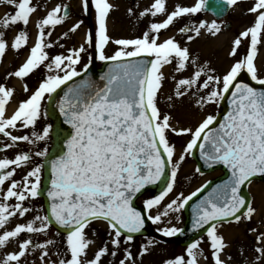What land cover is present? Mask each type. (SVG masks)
<instances>
[{
    "label": "snow or ice",
    "instance_id": "snow-or-ice-1",
    "mask_svg": "<svg viewBox=\"0 0 264 264\" xmlns=\"http://www.w3.org/2000/svg\"><path fill=\"white\" fill-rule=\"evenodd\" d=\"M0 2L13 8L12 12L0 18V58H3L9 48L19 51L29 39L28 33L21 29L8 41L4 30L18 24L26 27L37 6L33 0ZM239 2L223 0L227 6H235ZM90 3L95 12V58L111 62L109 70L100 77L104 81L103 87L81 79L68 86L59 101L63 124L68 125L70 131L66 136L62 129L56 131V135L62 137L60 154L46 161L51 173V187L47 190L49 214L37 213L32 219L6 229L11 218H24L34 212L26 204L42 194V173L45 169V163L35 162L34 158H46L48 148L17 150L12 158H0V229H3L0 248L13 240L17 242L15 250L0 257V264H22L30 250L37 249L41 252V264H104L103 258L116 257L122 245L123 258L118 260V264H136L129 247L134 239L132 234L141 232L146 219L159 225L170 212L179 213L202 191L197 188L189 195L181 192L166 204L162 212L152 214V210L159 208L165 197L173 192L185 154H191L197 147L201 159L209 168L222 164L230 172L223 185H217L193 206L192 223L193 231L205 229L213 264H227L221 258L227 244L218 231V225L222 222L238 223L242 218L252 219L256 210L242 194V187L250 184L254 177H264V78L258 75L255 65L258 46L264 43V0H254L248 9L255 16L253 25L240 32L232 42L229 55L237 56L242 42L247 40L246 54L222 76L211 74L207 66L195 67L197 61L191 57L189 48L182 46L175 36L163 41L159 38L162 30L181 20L191 21L204 11L206 0H193L190 5L176 3L171 10L167 0H152L139 12V18L160 15L165 18L149 23L148 30L140 37L114 41L107 34L106 23L113 5L109 0H90ZM81 6L88 14L89 0H81ZM128 11L133 14L131 8ZM67 17V5L58 3L36 22L35 42L25 61L9 76L23 80L45 64L47 74L35 90L30 91L27 84L23 86V90L30 94L18 103L11 115H7L6 106L15 90L0 83V136L5 138L0 152L16 148L20 143L34 147L41 142L47 143L53 128L47 124L38 130L42 103L46 97L54 99L61 86L81 77L89 68V64L80 70L77 66L86 52L85 45L91 47L93 44L91 32L86 33L84 44L69 48L67 54H48L47 49L54 46L47 39L52 35L49 29L62 25ZM82 23L73 24L69 32L75 33ZM202 30L215 36L220 32L221 25L216 20H199L185 23L178 32L191 42L201 35ZM67 35V32L64 33L65 37ZM110 42L117 48L112 55H105V46ZM60 47L64 45L60 44ZM173 62L178 73H183L189 66L194 68L187 78L176 81L177 98L191 94L196 97L195 103L203 107L218 104L230 93V110L217 127H211L217 123L214 115H206L194 128H176L170 124L171 117L161 113L157 106V94L165 79L162 69ZM242 71H246L250 80L259 87L238 81ZM13 130L26 134L15 135ZM169 132L190 137L175 161V146L169 142ZM18 169H28L20 180L15 178ZM196 172L200 173L199 167ZM162 178L165 183L159 194L143 201V212L137 210L133 206L135 198L142 194L146 186L154 185ZM13 200L15 202L10 203ZM94 221L107 224L108 238L96 248L92 258L86 259L89 248L96 243V233L93 231L90 238L87 231ZM53 222L66 232V258L55 261L48 259L50 246H55V240L35 243L33 239V234L48 232ZM157 231L164 237H173L182 230L165 226L157 228ZM251 231L257 233V246L254 248L256 264H262L264 231L256 228ZM22 234H27L28 238L20 240ZM154 243V240H149L141 245L139 255L146 254L148 246ZM200 244V240L189 243L186 257L166 259L163 264H198Z\"/></svg>",
    "mask_w": 264,
    "mask_h": 264
},
{
    "label": "rangeland",
    "instance_id": "rangeland-1",
    "mask_svg": "<svg viewBox=\"0 0 264 264\" xmlns=\"http://www.w3.org/2000/svg\"><path fill=\"white\" fill-rule=\"evenodd\" d=\"M109 2L113 5V9L110 11V17H113V20L110 18V23L118 22V35H116L117 39H123L122 36H134L133 34L129 33H139L143 34L144 31L148 30V25L151 22H160L165 17L158 16V17H151L146 16L144 18H139V12L144 10L146 7L150 5L152 0H138L134 2V6L130 7L131 1L129 0H118V1H111ZM117 3L118 9L115 8V3ZM193 0H167L168 9L171 10L173 5L176 3H181L183 5H190ZM34 4L46 6V10H43V13L39 15V18L43 17L46 11L51 10L56 4H70V13L62 25L56 26L54 29H49L52 32V35L48 37V42L52 43L55 37L61 39L64 44V47L60 50L56 49L53 46L50 49H47L49 56H54L57 54H67V50L70 48H76L78 45L84 44L85 39L83 40L82 35L85 32L91 30L90 26L94 23V16L95 12L92 8V11H89L88 14H85L82 10L81 1L80 0H33ZM90 3V0H89ZM254 0H240V2L233 6L231 15L229 16V20L232 21L231 27L227 30L222 25L220 30V35L217 37H211L213 35L209 34L206 30H202L201 35L195 38L193 41L188 42L186 36H181L179 34L178 29L179 27L183 26L185 23H191L188 20H181L177 22L174 26H171L167 30H162L161 32L163 35L159 34L160 41H163L167 38L168 32L172 33V36H175L176 39L181 43L182 46H186L191 48L192 51L197 52L199 55H202L204 58H210L212 60V64L210 63V67L208 69L214 70L211 71V74L222 76L229 70L230 66L236 62V60L240 59L242 56L246 54L248 41L245 40L242 42L240 48L238 49L237 56L233 57L229 55L233 40L238 36V34L248 27L252 26L255 20V16L248 11V9L253 5ZM0 8L4 6V13L0 17L2 18L5 14L10 13L13 11V8L6 4L0 2ZM133 10V14H129V9ZM44 14V15H43ZM207 18V19H206ZM204 20H209V17H205ZM76 21H83V28L81 30L80 39L75 41H70L69 43H65L67 40H72L71 33H69V28L71 25ZM115 21V22H114ZM19 25V24H18ZM17 25V26H18ZM115 26V25H114ZM28 27V26H26ZM117 27V26H115ZM80 29V28H79ZM112 30V25H111ZM135 31V32H134ZM34 31H29L28 34V44L22 48V50H26L20 58L19 63L25 57L24 55L27 53V50L30 48L31 45V36H33ZM68 33L65 37L64 33ZM77 32L72 33L74 36H77ZM15 33V30H14ZM117 33V32H116ZM138 35V34H137ZM37 36V35H36ZM93 44L91 47L85 45L86 52L82 54L81 62L77 66L78 70L82 69L85 64H89V57H91V61L94 57V46H95V35H93ZM141 36V35H140ZM137 37V36H135ZM113 40V39H111ZM114 41V40H113ZM72 44H75L73 47ZM60 47V45H59ZM61 48V47H60ZM117 46L113 43L107 48L104 49L105 55H112L116 50ZM259 51L257 53V57L255 60V65L258 69V75L264 78V45L259 47ZM198 54H195L194 59L197 61ZM103 61L97 60V64L100 65ZM6 66V64L4 65ZM166 66V67H165ZM164 68L168 70H163V74L165 79L162 82V88L157 94V106L160 109L162 114H167L171 117L170 124L172 127L182 128V127H195L197 126L206 115H214L216 116L217 113L221 109V101L218 104H206L203 107H198L195 105L196 97L192 96L193 98L191 101L186 100V96L177 98L175 96V83L180 78H187L185 74L192 73L194 70H190L188 67L183 73H178L175 71V62L172 64V69L167 65ZM201 66V63H197L195 67ZM171 69V70H169ZM40 70V69H39ZM38 73L36 70L30 74V78H26L24 83L29 81L28 86L34 85V82H41L44 76L47 74V67L46 64L41 66V70ZM168 74H172L171 77H167ZM203 79V77H202ZM9 81V73H0V81ZM4 82L3 84H5ZM1 83V82H0ZM6 85V84H5ZM206 94V91L204 92ZM191 95V94H190ZM24 97V96H23ZM169 97H172L169 100ZM194 107H198L195 109ZM42 116L40 121L38 122V130L40 127L45 126L47 124H51L52 128L54 127L53 120L48 115V98L46 97L44 102L42 103ZM192 110H191V109ZM13 132L17 135L26 134L24 131H17L13 130ZM168 139L170 144L175 146L176 157H174V161L178 159L179 155L182 154L183 148L186 146L187 141L190 139L189 136H177L171 132L168 133ZM3 142H0V147L3 146ZM53 141L50 138L48 139L47 143L41 142L38 145L31 146L24 143H21L22 146L21 150H29L32 151L43 149L45 147L49 149L51 148ZM17 148V147H16ZM42 158H34L35 162L43 163ZM197 164L193 159L191 154H185V160L181 163L180 169L178 172L177 180L175 187L172 193H169L165 200L161 202L159 208L153 209L152 214L155 215L158 211L162 212L164 207L167 203H169L172 199H174L177 195L181 192L184 195H189L191 192L195 191L199 188L204 182L208 181L209 179L213 178L216 173H200L196 172ZM44 176V171L42 173V180ZM22 178V177H21ZM20 178V179H21ZM18 178V180H20ZM42 186V183H41ZM249 191L252 198V205L255 208V214L253 215L252 219L245 220L241 219L240 222H222L218 225V231L224 237L225 242L227 244L224 253L222 254V259L227 261V264H256V253L254 252V248L257 246L255 243V236L257 233H253L251 229L256 228L258 231H264V181L256 180L249 185ZM159 194V192H155L153 190L146 192L139 198V203L143 205V201L146 199L153 198L155 195ZM26 206L32 207L34 209L35 214L46 215L44 200L41 196H38L36 199L28 201ZM262 208V211H261ZM179 217V219H177ZM17 223H22L20 217L16 220ZM185 221V212L182 209L179 213H169L168 217L162 218V223L159 225L152 224L153 228L157 231V228H162L165 226H175L180 229L183 228ZM24 222V221H23ZM169 222H171L169 224ZM3 231V230H2ZM89 237L92 238L93 231L96 233L95 235V245L90 247L87 253L86 259H90L93 256L94 251L98 246H100L101 242L106 240L107 237V224L103 221H94L89 229L87 230ZM238 231V233H237ZM242 231V233H240ZM59 233V234H57ZM66 234L59 232L54 226L50 227L49 231L44 234L35 235L33 234V239L35 243H44L46 239H53L55 240V246H50L49 249V257L50 260H58L66 258V243L64 241V237ZM240 237H236V236ZM236 237V238H234ZM28 238L27 234H22L19 239L23 240ZM171 238V237H167ZM228 239L231 241L228 242ZM149 240H154L156 243L153 245L148 246V251L143 256L139 255V249L141 245L147 244ZM197 240L201 241L200 248L197 251V262L198 264H213L211 260V250L209 247V243L207 240L206 235H202ZM129 247L132 250L133 256L135 257L136 264H152L149 261L148 253L150 250L160 249V261L163 264V261L166 259H172L176 256H185L186 257V248L187 246H181L179 243L175 242H165L159 240L156 237L151 235H138L134 236L133 242ZM248 247V248H247ZM151 248V249H150ZM154 248V249H152ZM123 249V245H122ZM122 249L121 252L118 253L116 257L107 256L104 259V264H118V260L123 258L122 256ZM1 251V250H0ZM6 250L2 251L5 253ZM7 252V251H6ZM248 252H251L254 256V263L249 260ZM1 255V253H0ZM41 252L40 250H30L29 254L26 258L22 260V264H41L40 260ZM228 257H231V260H228ZM263 264V263H262Z\"/></svg>",
    "mask_w": 264,
    "mask_h": 264
},
{
    "label": "water",
    "instance_id": "water-1",
    "mask_svg": "<svg viewBox=\"0 0 264 264\" xmlns=\"http://www.w3.org/2000/svg\"><path fill=\"white\" fill-rule=\"evenodd\" d=\"M205 8L207 10L212 11L217 17H220L228 10L229 6L224 4L223 0H207ZM110 63L111 62H106V64L103 66V68L99 69V70H97L93 64L92 67H90L86 73H83L81 75V77L74 78V81H69L68 85L62 86L61 89L57 90V94H54V99L50 100V114L55 119L56 124H55V130L53 133L54 137H55V145H54L53 149L50 151L49 155L45 159V180H44V187L42 188V194H41L46 199L47 210L49 209V205H50V201L47 197V190L51 187V185H50L51 173H50V168H49L48 164L46 163V161H50L51 159L55 158L56 155L60 154L62 137L57 136L56 131L62 129L65 136L70 131V127L68 125L63 124V117L61 116V114L59 112V108H58L59 101H60L61 97H63L64 92L67 91V87L73 86L75 82H78L81 79H88L94 85L99 86V87H103L104 81H102L100 79V77L102 75H104L109 70ZM238 81L250 83L253 86H257V85H255V83L253 81L250 80V77L246 71L243 72L238 77ZM257 87H259V86H257ZM229 99H230V93L226 94V97L223 101V104L225 106L224 111L220 114V116L217 120V123L211 127H217L218 122L222 121L223 117L230 110ZM194 156L196 157L200 167L203 170H206L209 168L205 164V162L201 159L200 150L198 147L194 151ZM225 170H226V173L222 177H220L219 179H217V180L213 181L212 183H210L209 185H207L201 192H199L197 194L196 197H193V199L191 201H189V203L187 204V206H186V213H187L186 227H185L183 232H181L177 235V239L182 244L189 243L193 238H195L196 236H198L199 234H201L205 231V229H200L198 231L192 230L193 206L198 204L200 202V200H202L205 196H207L208 193L211 192L213 188H215L217 185H223L229 179L230 172L228 171V169H225ZM166 171H168V170L166 169ZM257 177H260V176H257ZM260 178L264 179V177H260ZM164 183H165V180H164V178H162L161 181L157 182L156 184L146 186V188L144 190H146L147 188H150V187H154L156 189H161L164 186ZM144 190H142V192ZM242 194L249 200L248 194L244 188L242 189ZM133 206L136 207L137 210H140L143 212V209L140 208L139 206H137L135 203H133ZM48 214H49V211H48ZM53 224H54V222H53ZM57 227L59 228V226H57ZM60 230L65 232V230H63V229H60ZM147 232L153 233L151 228H150V224H149L148 220H145V227L139 233H147Z\"/></svg>",
    "mask_w": 264,
    "mask_h": 264
},
{
    "label": "bare ground",
    "instance_id": "bare-ground-1",
    "mask_svg": "<svg viewBox=\"0 0 264 264\" xmlns=\"http://www.w3.org/2000/svg\"><path fill=\"white\" fill-rule=\"evenodd\" d=\"M34 26H33V28L34 29H37L36 28V22H34V24H33ZM9 30V29H8ZM34 43L32 42V45H33ZM262 45H264V43H262ZM192 48V47H191ZM191 48H189V50H190V55H191V51H192V49ZM191 57H192V55H191ZM208 65H209V63L206 65L207 67H208ZM189 68H190V70H193V66H189ZM187 71V70H186ZM187 77L190 75V73H187V74H185ZM186 98H189V99H186V100H189L190 101V97H189V95H187L186 96ZM195 109H196V107H194ZM191 109V108H190ZM192 110V109H191ZM5 155H7L8 156V153L7 152H5L4 153ZM19 170V178H21L22 176H23V174L25 173V171H27L28 169H18ZM210 173H214V172H210ZM210 173H208V174H210ZM15 178L17 179V176H15ZM18 180V179H17ZM256 181V180H255ZM15 201L13 200V201H10V203H14ZM261 211H262V208H261ZM33 215H35V213H31V214H28L26 217H24V218H20L21 220H22V222L24 221L25 222V220H28V219H32V217H33ZM19 217H15V218H11L10 219V221H9V223L6 225V229H8V230H10L16 223H17V219H18ZM2 230L3 229H0V234H2ZM237 233H238V231H237ZM240 233H242V231L240 232ZM237 238L238 237H240V236H236ZM236 237H234V238H236ZM231 241V239L229 240L228 239V242H230ZM17 248V242H16V240H13V241H11L6 247H4V248H0V253H1V255H0V257H2L3 255H5L7 252H9V251H13V250H15ZM248 248V247H247ZM151 249V248H150ZM152 249H154V248H152ZM4 250H6L5 251V253H3L2 251H4ZM160 249H154V250H150L149 251V253H148V258H149V261H150V263H152V264H162V262L160 261ZM248 257H249V260L248 261H251V262H255L254 261V259H255V256L251 253V252H248ZM263 264H264V262H262Z\"/></svg>",
    "mask_w": 264,
    "mask_h": 264
}]
</instances>
